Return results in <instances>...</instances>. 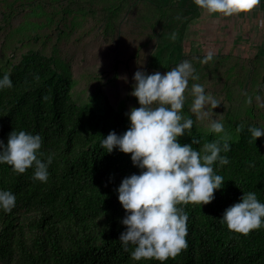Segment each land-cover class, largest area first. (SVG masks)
I'll list each match as a JSON object with an SVG mask.
<instances>
[{
	"label": "trees",
	"instance_id": "trees-1",
	"mask_svg": "<svg viewBox=\"0 0 264 264\" xmlns=\"http://www.w3.org/2000/svg\"><path fill=\"white\" fill-rule=\"evenodd\" d=\"M81 1L61 3V12L74 10L72 6ZM164 1L167 6L185 5V0ZM189 1L192 8L178 18H167L150 36L155 47L148 65H160L161 74L185 60L179 27L198 13L197 5ZM124 4L105 5L99 10L105 33L117 30L114 23ZM260 6L264 9V0ZM10 16H1L0 29ZM5 73L10 74L13 86L0 90V141L7 143L13 129L38 133L43 138L40 159L51 156L52 162L46 182L33 179L34 168L18 174L9 165L0 164V189L16 196L11 212L0 209V264H161L151 259L133 260L130 253L134 246L124 251L118 240L126 226L121 223L125 210L116 189L123 178L141 170L132 164L131 154L116 149L107 153L100 142L110 131L120 135L127 130L124 112L107 99L98 109L75 101L69 95L70 79L54 56L40 51L28 52L9 69L0 66V78ZM191 102L186 99L181 111L187 112ZM231 125L235 131V138L227 139L231 150L221 153L230 163L213 164L214 172L223 177V185L208 204L178 205L188 213L187 247L163 264H264V226L244 235L229 230L219 219L243 192H255L264 203L261 137L254 141L249 131L250 126L259 125L242 120ZM193 137L200 141L192 145L199 151L205 143H223L212 133L196 129L179 141L190 143Z\"/></svg>",
	"mask_w": 264,
	"mask_h": 264
},
{
	"label": "rangeland",
	"instance_id": "rangeland-1",
	"mask_svg": "<svg viewBox=\"0 0 264 264\" xmlns=\"http://www.w3.org/2000/svg\"><path fill=\"white\" fill-rule=\"evenodd\" d=\"M66 2L0 0V18L6 13L11 15L8 24L0 29V66L9 69L30 51L52 55L61 72L70 79L69 95L75 101L87 102L98 109L107 99L124 112L129 124L126 113L139 107L131 95L133 74L137 70L152 74L161 69L160 65L159 68L148 65L155 47L150 36L164 20L178 18L192 8L190 1L185 0L184 6L178 3L167 6L164 0H82L71 7L74 10L61 12L59 6ZM120 2L125 4L114 23L117 30L105 33L99 10ZM197 9V15L179 27L182 58L192 63L199 76L196 81L189 78L186 99H192V84L199 83L220 101L221 105L213 109L217 115L211 119L222 121L224 132L212 133L216 138L234 139L231 124L236 120L264 127L263 24L257 26L260 29L246 30L242 29L240 14L225 17L209 15L198 6ZM209 51L214 53L213 59L200 63ZM248 97L252 98L251 104L246 102ZM190 105L181 115L194 120L191 130L209 132V118L197 121L189 111ZM261 150L264 155V136Z\"/></svg>",
	"mask_w": 264,
	"mask_h": 264
},
{
	"label": "clouds",
	"instance_id": "clouds-1",
	"mask_svg": "<svg viewBox=\"0 0 264 264\" xmlns=\"http://www.w3.org/2000/svg\"><path fill=\"white\" fill-rule=\"evenodd\" d=\"M193 2L209 15L227 17L249 12L260 0ZM213 55L212 51L207 52L200 63L211 61ZM195 72L189 60L181 61L163 74L137 70L133 74L135 83L131 95L137 99L139 107L126 113L129 127L120 135L110 131L100 142L107 153L116 149L131 154L132 164L141 170L139 174L123 178L116 189L118 201L125 210L121 223L126 226L118 240L124 251L134 246L130 255L136 261L151 259L163 264L187 247L188 213L178 205L210 203L215 198L214 192L224 182L223 177L214 172L213 164L230 163L227 155H221L231 150L227 138H223V143L219 140L205 143L202 151L193 148V144L200 143L195 137L190 143L179 141L191 132L195 123L192 118L181 115L189 78L199 79ZM12 86L10 74L5 73L0 78V90ZM190 94L189 111L196 120L209 118L208 131L223 133L224 123L211 119L217 115L213 109L221 105L220 101L199 83L192 84ZM246 102L251 104L252 98L248 97ZM249 131L254 141L264 136V127L250 126ZM42 143L43 138L38 133L13 129L7 143L0 141V164L9 165L18 174L34 168L33 179L46 182L52 158L40 159ZM15 202L12 191L0 189V209L11 212ZM219 219L229 230L247 235L264 226V203L255 192H243L238 202L227 207Z\"/></svg>",
	"mask_w": 264,
	"mask_h": 264
},
{
	"label": "crops",
	"instance_id": "crops-1",
	"mask_svg": "<svg viewBox=\"0 0 264 264\" xmlns=\"http://www.w3.org/2000/svg\"><path fill=\"white\" fill-rule=\"evenodd\" d=\"M242 15V29H260V23L264 26V9L261 8L260 3L253 7L252 10ZM263 29V28H262Z\"/></svg>",
	"mask_w": 264,
	"mask_h": 264
}]
</instances>
